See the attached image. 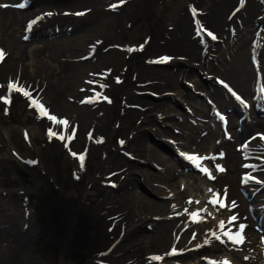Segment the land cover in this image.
<instances>
[{"label": "bare ground", "instance_id": "bare-ground-1", "mask_svg": "<svg viewBox=\"0 0 264 264\" xmlns=\"http://www.w3.org/2000/svg\"><path fill=\"white\" fill-rule=\"evenodd\" d=\"M240 1L243 5L238 7ZM22 2L0 0V5H8L0 7V50L5 53L0 61V113L14 110L30 138L35 137L63 152L62 164L74 177L81 179L87 173L91 181L101 184L104 197L94 207L101 211L115 210L111 215L115 225L122 227V232L108 253L111 260L98 264H181L189 255L202 251L198 264L206 260L219 261L217 253L222 248L215 244L216 237H221L230 251L252 252L257 230L264 228V216L259 215L256 223L250 215L262 209L264 215V194L257 196L252 205H247L241 192L264 189V158H261L264 156V118L253 112L258 104L264 107L261 97L264 89V0H177L174 6L166 5L165 0H65L61 4L33 0L28 10H18L16 6ZM88 14L91 16L88 21L75 23ZM138 17L150 19L148 28L132 30ZM32 19L38 21L26 37L24 30ZM202 28L217 39L205 37ZM164 57L168 58L165 62H155ZM124 59L135 61L128 81L119 79L118 67ZM121 76L125 79V75ZM9 82L18 83L29 91L49 115L66 120L67 125L49 121L47 116L38 119L36 108L30 106L22 93L15 89L8 92ZM185 85L194 94L200 93L206 104L185 91ZM111 91L118 92L119 113L127 110L129 104L138 105L141 99H145L147 105L142 112H136L140 116L137 127L115 138L114 150L122 158L116 171L140 178L155 198L170 201L145 199L135 180H126L118 192H113L112 180L103 174L104 169H110L113 160L109 163L105 157L100 158L96 169H89L90 153L111 145V140L104 135L110 133L107 128L110 116H102L101 109L82 102L97 99L95 105L106 108L112 105ZM233 93L246 101L241 120H235L232 111L229 113L235 108ZM180 103L187 106L186 115L185 111H180ZM118 125L116 123L113 130L121 127ZM49 128L56 133L52 139L48 138ZM73 133L69 141L67 137ZM246 133L250 138L240 145L237 135ZM61 135L64 140L57 138ZM152 138L161 146H171L179 158L183 154L204 157L207 155L200 153L210 150L218 154L221 160L214 162L215 173L210 174L213 178L210 179L208 173L201 178L213 182L212 200L224 204L220 215L222 228L218 222L203 232L200 218L197 222L190 219L193 213L196 217L202 215L200 209L185 217L188 200L181 199L188 196L186 189L175 190L173 186V180L183 176L181 166L172 152L159 151ZM0 143L5 145L1 134ZM79 155L85 157L83 168L77 159ZM9 156L11 152L6 148L0 160ZM249 156L254 160L244 163ZM129 160H134L135 164H130ZM183 162L185 167L192 164ZM19 164L27 172L31 186L25 185L18 193L40 195L39 209L48 217L54 203L47 193L51 188L60 191V187L47 184L48 174L43 169L28 171L32 161ZM199 167L202 168V164ZM218 167L224 171H217ZM243 175H258V178L249 177L254 183L244 184ZM197 179L193 176L192 182ZM184 186L187 187V183ZM10 194L9 190H0V264H20L21 236H27L30 227L37 234L52 237L62 250H66L72 227L88 223L89 218L87 220L77 211L67 220L62 236L57 233V225L63 217H59L57 223L48 219L46 226L40 229L35 220L32 221L33 214L29 210L20 211L18 204L10 208L7 200ZM82 196L83 193L78 195V201ZM232 216L237 220L232 221ZM241 223L245 225L241 234L243 242L236 245L224 233L236 235ZM144 227L151 233L138 234ZM201 230L203 245L196 251L186 250L188 244H194L191 234L201 233ZM173 250L175 253L170 255ZM70 253L79 262L86 260L87 254L80 249ZM253 254L241 256L238 262L251 264L259 258ZM154 256L161 259L152 260Z\"/></svg>", "mask_w": 264, "mask_h": 264}, {"label": "rangeland", "instance_id": "rangeland-1", "mask_svg": "<svg viewBox=\"0 0 264 264\" xmlns=\"http://www.w3.org/2000/svg\"><path fill=\"white\" fill-rule=\"evenodd\" d=\"M52 1L56 4L65 2V0ZM176 1L177 0H172L169 2L165 0V4L174 6L177 3ZM100 4L101 3H98V5ZM90 18L91 16L88 14L82 19L75 21L77 24H83ZM149 24L150 19L148 17H138V19L134 22V28L132 30L138 31V29H142L143 26L148 28ZM132 30L129 32L131 33ZM204 33L206 35L207 31ZM134 63L135 61L124 59L123 64L118 67L119 79L128 81L130 74L132 73L131 69L133 68L132 66ZM120 74L125 75V79H123ZM199 75L201 76L202 81H204V77H202L200 72ZM186 90L190 91L185 85V91ZM190 92L191 96H194L197 101L205 103V101L202 99V95H199L200 93L194 94L192 91ZM111 93L112 94L109 97V100L112 102L111 106H106V108L102 107V105L97 106L98 110L101 109V111H103L102 116H110V120L107 121V128L110 133H105L104 135L107 136L108 140H111L109 143L111 145H107L106 148L102 147L90 153V161L88 164L89 169L95 170L100 158L105 157L109 163L113 160L110 163V169H104L103 171V174H107V176L110 177L109 179L113 182V184H111V188L117 189L118 191L126 182V180H135V182L139 185V191L145 199H151L152 201H166V199L163 198H155V194L143 183L140 178L128 177L126 176V173L116 171L115 168L119 165L122 158L117 156L114 150L115 138L124 135V133L129 129H135V127H137L139 120L138 117L140 118V116H137L136 112H142V110H144L147 105L145 104L146 100L140 98L142 102H140V100L138 105L135 106V104H129L126 111L119 113L117 107L119 103L117 95L118 92L111 91ZM183 104L184 103H180V111H185L186 115L187 106H184ZM147 113L148 111L146 110L144 114L146 115ZM116 123H119L121 127L113 130ZM0 134L2 135L5 142V145L0 143V155L3 154L6 148L11 152V156L0 160V190L3 192L5 190L10 191L11 194L7 197V200L10 202V208H16V205L18 204L20 211H25L26 209L29 210L31 215L33 214L32 221L35 220L36 225L40 227V229L41 227L43 228L46 226L48 219L49 222L53 223L55 221V223H57L59 217H63L62 222L57 225L58 231L61 232L59 233L57 231L59 236L63 235L67 225V220L71 219L74 214H77V211L87 220L89 218L87 224H79L76 226V228L72 227L66 250H62L59 245L54 242L52 237L48 236L47 234H37V232L32 229V227H30L26 241L25 236H21L23 238V242H25L23 244L22 259L20 260V264H88V262H94L98 264V262L105 263L110 261L111 259L108 258V251L117 242V239L122 232V227L115 225V220H113V216L111 215L115 212V210L101 211L99 207H94L96 202H99L101 198L104 197L101 184L99 185L96 182L94 183V181H91L87 173L82 175L81 179L74 177L70 173L69 168H65L62 164L63 152H58L59 149L54 148L49 143L37 140L35 137L30 138L29 135L24 131L23 125L19 123V119L16 116L14 110H9L7 113L1 111ZM78 136L80 135L78 134ZM148 138H150V136H148ZM248 138V133L242 136L237 135V142L242 144L243 142H246ZM152 142L162 153L166 154L168 152H172L173 156H176L171 146L166 144L161 146L162 144H160L154 138H152ZM215 156H217V153H215ZM212 159L213 158L210 157L209 163L212 161ZM28 160L32 161L33 163L28 171L41 168L48 174L47 184L53 183L57 186V189L60 187V191H58L52 190L51 186L48 185L49 189L51 188V190L49 193H47V195L50 202L54 203L50 213L47 214L48 217L44 216L41 212V209H39L41 199L40 195H35L32 193H18V189L25 188V185L29 187L31 186L27 172L23 170L19 164L20 161ZM250 160L252 161L254 159ZM130 164H135V162ZM206 169L208 173H212V168L210 165L206 164ZM154 171H156V169ZM199 171L203 173L201 169H199ZM181 173L183 176L178 178L176 181L173 180V186L175 190L177 188L178 190L181 188L186 189L185 195H188L186 198L188 201H190V203L187 204L184 215L186 214V217L188 213L194 211L196 208L203 210L204 214L201 215L200 223L204 232L208 228L217 225L221 219L220 215L223 209L219 208L217 204L212 205L209 203V201L212 200V197L210 195V191L206 187L210 186V182L197 180L193 183L192 177L194 175H199L194 170L181 171ZM190 174L193 175L191 176ZM247 177H249V175H246L243 179L245 182H249ZM186 183L187 187L184 186ZM176 192L177 191H174V193ZM245 192L246 191L241 192V197L246 204H249L251 202V194ZM80 193H83V196L78 201V195H80ZM65 197L66 199H64ZM92 199H94V201H92ZM184 200L185 198L183 201ZM193 217L194 216L192 215L191 219ZM219 223L220 226H222V222ZM203 232L202 230L201 233L195 231L192 234L191 240L194 242V244L189 245L186 250H196L203 244ZM140 233L145 235L151 233V231L147 227H144L141 228V231H139L138 234ZM257 234V240L255 241L252 252L259 256V261H256L255 263L252 262L251 264H264V237L259 232ZM216 240L217 241H215V244L222 246V249L219 251V256H224L225 260H229L232 263H237L235 261V259H237L236 256L241 255V252L238 250L232 252L228 248L224 247L225 244L221 238ZM74 249H80L82 252L86 253V260L79 262L76 257H71L70 252ZM201 254L203 253L200 252L198 254H191L189 257L184 259L181 264H198L197 259L201 257ZM200 264H204V262H201Z\"/></svg>", "mask_w": 264, "mask_h": 264}, {"label": "snow or ice", "instance_id": "snow-or-ice-1", "mask_svg": "<svg viewBox=\"0 0 264 264\" xmlns=\"http://www.w3.org/2000/svg\"><path fill=\"white\" fill-rule=\"evenodd\" d=\"M18 6L21 7V8L24 7L23 4H20V5H18ZM0 7H8V5H0ZM112 7L115 8V7H117V5H113ZM193 15H196L195 9H193ZM196 23L199 24V21H197ZM28 27L31 28V24H29ZM202 30H203V29H202ZM207 35H208L209 37H211L212 40H216V39H217V37H216L214 34H212L210 31L207 32ZM129 51H133V49H129ZM4 55H5V53L3 52V50H0V61H2V60L4 59ZM167 59H168L167 57H164L162 60H158V61H155V62H156V63H163V62H165ZM222 83H223V82H222ZM224 87H225V88H228V85H227V84H224ZM13 89H15V91H17V92L22 93L23 96H25V97L28 99V101H29V103H30V106H34V107L36 108V111L39 113V116L37 117L38 119H39L41 116H47V119H48L49 121H52V122L57 123V124L67 125L68 122H67L66 120H58L57 117H56L55 115H49L48 112H47V110L44 108V106H43L42 104L37 103V100H36L35 98L32 97V95H31V93H30L29 91L25 90V89L22 88V87H19V86H18V83L9 82L8 85H7V90H8V92L11 93V92L13 91ZM229 91H231L230 88H229ZM262 91H264V89H262ZM233 95H236V94L233 93ZM236 99H237V100H240L241 103H243V101L241 100V98H240L239 96H236ZM4 102L7 103L8 100L5 99ZM86 102H89V103H90L91 101H86ZM245 106H246V105H245ZM221 119H222V120L224 119L223 116H221ZM53 136H56V133H55L54 131H52L51 128H49V131H48V138H49V139H52ZM73 136H74V133H73V135H69V136L67 137V139H68L69 141H71V140L73 139ZM57 138L60 139V140H64V139H65V137L62 136V135H61V136H58ZM262 139H264V137H262ZM72 155H73V156H76V153L73 152ZM186 158L189 159L190 161H196V160L199 159L198 157H192V156H188V157H186ZM77 159H78L79 162H80V167L83 168V167H84V160H85L84 155H79V156H77ZM205 159H207V157H205ZM196 166L199 167L198 164H197ZM201 171L207 173V169H201ZM217 171L222 172V171H224V169L221 168V167H218V168H217ZM209 178L212 179L213 177L209 174ZM225 195H226V191H225ZM189 203H190V201H189ZM209 203L212 204V205H216V204L218 203V201L215 200V199H213V200L209 201ZM232 203L234 204L235 202L233 201ZM220 207H223V205H220ZM195 215H196V214L194 213L193 216L195 217ZM231 220H232V221H236V220H237V217H236V216H232V217H231ZM238 228H239L240 231H239L236 235H234V236L229 235L228 232H225V233H224L225 236H229V239H231L232 242H233V243H236V244H239V243H242V242H243V237H242L241 234H242V232H243V230H244V228H245V225L241 223V224L238 225ZM216 238H217V239H220V237H216ZM222 242H223V241H222ZM174 253H175V250H173V253H169V254L172 255V254H174ZM151 259H152V260H160L161 257H159V256H154V257H152ZM224 264H227V262H224Z\"/></svg>", "mask_w": 264, "mask_h": 264}]
</instances>
